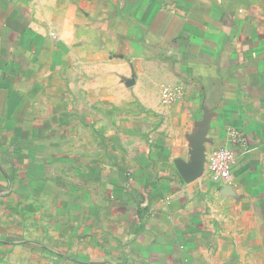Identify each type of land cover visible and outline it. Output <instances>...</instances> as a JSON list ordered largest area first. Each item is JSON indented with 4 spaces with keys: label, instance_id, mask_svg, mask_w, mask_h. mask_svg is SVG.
Instances as JSON below:
<instances>
[{
    "label": "crops",
    "instance_id": "0c3cea01",
    "mask_svg": "<svg viewBox=\"0 0 264 264\" xmlns=\"http://www.w3.org/2000/svg\"><path fill=\"white\" fill-rule=\"evenodd\" d=\"M9 188L74 264H264V0H0Z\"/></svg>",
    "mask_w": 264,
    "mask_h": 264
},
{
    "label": "rangeland",
    "instance_id": "374dc122",
    "mask_svg": "<svg viewBox=\"0 0 264 264\" xmlns=\"http://www.w3.org/2000/svg\"><path fill=\"white\" fill-rule=\"evenodd\" d=\"M11 193V188L0 190V264H74L60 254H49L46 217L30 206L31 200H14Z\"/></svg>",
    "mask_w": 264,
    "mask_h": 264
},
{
    "label": "built area",
    "instance_id": "2783aa9c",
    "mask_svg": "<svg viewBox=\"0 0 264 264\" xmlns=\"http://www.w3.org/2000/svg\"><path fill=\"white\" fill-rule=\"evenodd\" d=\"M175 99V93L168 89L164 91V103H171V101H174ZM246 151L247 135L236 128L227 129L225 143L220 146L211 157V174L218 180L230 183L232 181L233 169L237 164L238 157Z\"/></svg>",
    "mask_w": 264,
    "mask_h": 264
}]
</instances>
